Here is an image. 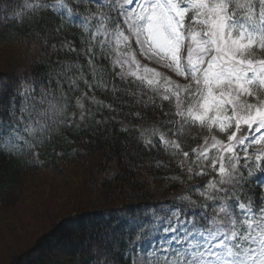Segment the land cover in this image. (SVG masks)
<instances>
[{
    "label": "snow or ice",
    "instance_id": "snow-or-ice-1",
    "mask_svg": "<svg viewBox=\"0 0 264 264\" xmlns=\"http://www.w3.org/2000/svg\"><path fill=\"white\" fill-rule=\"evenodd\" d=\"M7 20L76 59L13 83L0 155L37 164L124 135L181 189L119 210L123 264H264V0H0Z\"/></svg>",
    "mask_w": 264,
    "mask_h": 264
},
{
    "label": "trees",
    "instance_id": "trees-1",
    "mask_svg": "<svg viewBox=\"0 0 264 264\" xmlns=\"http://www.w3.org/2000/svg\"><path fill=\"white\" fill-rule=\"evenodd\" d=\"M19 2L23 3V0ZM0 28V46L21 44L23 49L32 50L24 60L7 64L9 71L0 72V82L9 86L0 94V103L4 105L18 77H38L48 72L49 65H54L57 60L76 59L64 52L52 54L51 44L57 43L56 40L49 41V46L44 48L42 37L35 34L38 30L19 27L12 20L0 23ZM62 39L72 40L73 37L68 34ZM80 62L86 63L83 58ZM20 65L25 66L19 68ZM80 87L83 90V84ZM96 97L105 103L112 102L110 94L106 97L97 91ZM104 115L109 113L105 111ZM114 127L118 129L119 125H108L110 131ZM82 138L90 139L91 143L74 144L63 149L59 143L49 145L45 154L40 156L41 163L37 164L0 155V211L19 195L21 177L27 171L47 169L62 176L64 172L67 174L65 168L68 164H78L82 171L88 170L98 187L93 196L94 204L84 205L73 216L58 221L35 241L29 253L12 264H105V261L107 264H123L120 252L125 245L118 239L122 229L116 222L124 213L119 210L124 208L128 213L142 215L153 204L170 201L174 193L179 194L181 185L165 187L169 182L161 178L177 174L176 171H157L147 167L149 155L140 154L134 146L125 147L124 135L102 131L99 137L85 135ZM73 147L78 151L73 152ZM61 151L65 153L63 157L54 154ZM151 156H156L155 151Z\"/></svg>",
    "mask_w": 264,
    "mask_h": 264
},
{
    "label": "rangeland",
    "instance_id": "rangeland-1",
    "mask_svg": "<svg viewBox=\"0 0 264 264\" xmlns=\"http://www.w3.org/2000/svg\"><path fill=\"white\" fill-rule=\"evenodd\" d=\"M30 51L21 44L0 46V72L9 71L7 64L24 60ZM65 169L62 176L47 169L24 172L19 195L0 211V264L15 263L58 221L94 204L98 187L88 170L78 164Z\"/></svg>",
    "mask_w": 264,
    "mask_h": 264
}]
</instances>
